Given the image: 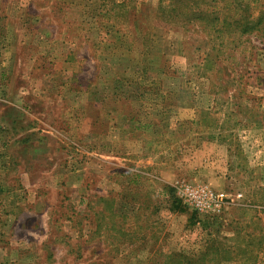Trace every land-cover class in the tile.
Segmentation results:
<instances>
[{
    "label": "rangeland",
    "instance_id": "374dc122",
    "mask_svg": "<svg viewBox=\"0 0 264 264\" xmlns=\"http://www.w3.org/2000/svg\"><path fill=\"white\" fill-rule=\"evenodd\" d=\"M159 1L0 0V264H264V39Z\"/></svg>",
    "mask_w": 264,
    "mask_h": 264
},
{
    "label": "trees",
    "instance_id": "16d2710c",
    "mask_svg": "<svg viewBox=\"0 0 264 264\" xmlns=\"http://www.w3.org/2000/svg\"><path fill=\"white\" fill-rule=\"evenodd\" d=\"M162 1L163 0H160L158 2V8H163V10L156 14L157 20L159 18H164L165 20L163 24L165 23L164 25H166V22L169 21L167 24L170 25V20L180 18L184 19V22L186 25H189V27H191V25L193 26L194 23L197 22L199 27L202 28L204 32L213 34L212 39L209 40L210 42H215V45L213 44L212 49H214V46H225V35H234L237 33V36H239L243 34L250 35L255 33L257 35L261 34L264 39V1L262 2V0H248L246 2L237 1L236 11L231 16H222L221 19L218 15V12H210L207 9L194 10L196 1L199 0H187L190 7L187 11L181 10L182 4H180V1L182 0H164V4ZM222 1L224 2V7L227 8L228 4H226V0ZM216 3L217 2H215V6L217 7ZM257 4L259 6H256ZM255 8L259 9L257 10L255 16L252 17L251 9ZM181 23L183 24V22ZM217 52H220L219 48H217ZM218 67L222 66L218 64ZM210 237L213 238L212 236ZM211 238H207L205 240V246L203 243L200 248L192 250L194 253L192 251L189 253V256L186 258V264H205L202 263V260L204 255L209 254L210 246L213 244ZM222 245L223 244L220 242H216L211 255L216 254L217 256H222V250L223 253L227 252L228 248H225ZM171 256L185 257V253L180 252L178 254L172 252ZM224 258H227V256H224Z\"/></svg>",
    "mask_w": 264,
    "mask_h": 264
},
{
    "label": "crops",
    "instance_id": "0c3cea01",
    "mask_svg": "<svg viewBox=\"0 0 264 264\" xmlns=\"http://www.w3.org/2000/svg\"><path fill=\"white\" fill-rule=\"evenodd\" d=\"M28 87H31V86H28ZM17 109H16V116H14V118L11 120V121H9L8 122V124H9V129H11V130H15L16 131V129L17 128H15L16 127V125H17V123H21L20 122V120H21V115H26L27 113L29 114L31 111H32V107H31V105L29 104V103H22L21 105H19L18 107H16ZM17 117V121L14 123V119ZM22 127V128H21ZM21 127L19 128L18 127V129L19 130H22L23 129V131H19V132H24V130H26L27 129V132L29 131V132H31V131H33V130H37V128H34L33 126H31V125H28V126H26V127H23V125H21ZM1 128H4L3 126H1ZM17 129V130H18ZM9 131V130H8ZM17 134H20V135H22V133H17Z\"/></svg>",
    "mask_w": 264,
    "mask_h": 264
}]
</instances>
